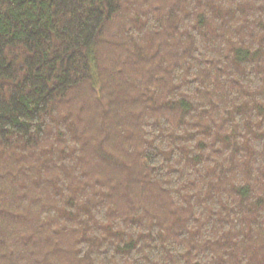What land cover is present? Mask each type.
I'll return each instance as SVG.
<instances>
[{
    "label": "trees",
    "instance_id": "obj_1",
    "mask_svg": "<svg viewBox=\"0 0 264 264\" xmlns=\"http://www.w3.org/2000/svg\"><path fill=\"white\" fill-rule=\"evenodd\" d=\"M0 264H264V0H0Z\"/></svg>",
    "mask_w": 264,
    "mask_h": 264
}]
</instances>
